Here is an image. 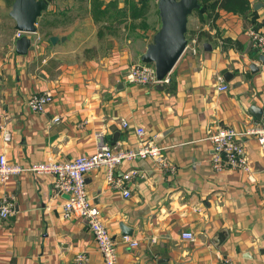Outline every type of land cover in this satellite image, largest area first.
<instances>
[{
  "label": "crops",
  "instance_id": "obj_1",
  "mask_svg": "<svg viewBox=\"0 0 264 264\" xmlns=\"http://www.w3.org/2000/svg\"><path fill=\"white\" fill-rule=\"evenodd\" d=\"M13 1L0 0V153L28 166L49 156L67 161L95 152L100 132L112 146L137 147L135 128L143 127L146 142L165 147L174 169L150 158L118 165L120 176L137 171L124 180L129 197L110 186L103 167L86 175L88 198L117 241V264H218L225 256L237 264H264V150L259 133L251 132L264 129V117L251 111L253 105L264 111V55L248 34L251 28L264 32V0H249L246 14L222 8L213 19L193 12L187 38L201 35L197 53L187 47L168 83L146 85L128 82L127 74L142 62L149 42L138 49L107 31L109 20L121 21L127 32L150 29L142 17L132 19L129 8L120 15L111 7L100 36L90 4L73 12L51 0L37 32L27 34L33 48L20 55L9 14ZM117 7L128 6L119 0ZM42 27L49 30L46 37ZM51 36L59 40L52 43ZM224 70L233 74L230 80ZM219 76L228 84L225 91L217 89ZM43 91H51L53 100L34 113L27 101ZM220 127L244 133L253 179L243 171L213 170L207 137ZM52 181L31 171L0 181V198L16 199L14 213L0 226V264H71L80 251L88 254L86 264H104L87 223L63 216L67 195L55 196ZM127 229L138 246L122 242ZM184 232L195 239L183 238Z\"/></svg>",
  "mask_w": 264,
  "mask_h": 264
},
{
  "label": "built area",
  "instance_id": "obj_2",
  "mask_svg": "<svg viewBox=\"0 0 264 264\" xmlns=\"http://www.w3.org/2000/svg\"><path fill=\"white\" fill-rule=\"evenodd\" d=\"M23 32L17 31L16 36L20 37ZM252 46L259 53L264 55V32L260 28H251L248 32ZM188 39V38H187ZM198 36L194 35L186 46H191L193 53L198 50ZM219 83L217 89L227 90L228 84L224 82L222 76L218 77ZM127 80L133 84H158L168 83L169 75L163 80H159L156 74L154 64L138 62L133 64L127 74ZM3 83V75L0 70V90ZM53 94L51 91L34 93L30 96L27 104L34 113H42L52 102ZM56 121L59 117L55 118ZM124 127L129 128V123L125 118L121 119ZM2 126L0 125V129ZM135 132L139 138L140 145L134 148H118L108 144L104 139V133H98V146L95 152L76 156L67 161H57L53 157L36 165H22L10 162L5 153H0V181L6 182L12 176H17L27 171L36 174H48L53 177V191L55 196L67 195L62 204V214L66 218L83 219L97 244L98 250L104 258V264H117V241L110 234L107 226L102 220L99 208L92 204L88 198L86 186V175L100 167L105 169L106 179L112 188L121 190L125 197L131 195L130 188L124 186V180H131L137 174L136 170H129L122 176L116 174L118 165L125 161L136 159H154L161 166L174 167L167 163L164 158L165 147L146 142V131L143 127H136ZM249 131H246L248 133ZM259 144L264 150V129H258ZM244 133L234 127H220L210 133L207 137L212 143V154L210 163L216 173L237 170L251 174V166L246 157L245 146L241 140ZM16 199L12 194L0 198V226L7 217L12 215L15 210ZM182 237L194 240L192 232H184ZM122 242L128 243L131 247L138 246V241L132 239L129 235H123ZM88 254L85 251L78 252L71 264H86ZM218 264H237L231 257H222Z\"/></svg>",
  "mask_w": 264,
  "mask_h": 264
},
{
  "label": "water",
  "instance_id": "obj_3",
  "mask_svg": "<svg viewBox=\"0 0 264 264\" xmlns=\"http://www.w3.org/2000/svg\"><path fill=\"white\" fill-rule=\"evenodd\" d=\"M51 0H14L9 12L15 21L17 31L23 32L16 39V52L25 55L33 48L32 38L27 34L37 32V21L49 7ZM160 17V28L154 34L152 41L147 45L146 51L141 56L144 63L154 64L157 78L163 80L170 74L175 64L183 54L188 44L187 26L189 16L199 8V0H155ZM262 6L257 3L256 8ZM52 43L59 40L58 36H51ZM264 61V56H261ZM255 68V65H251ZM226 80H230L233 74L228 70L222 72ZM251 111L257 117H264L261 108L252 106ZM131 231H124V235H130Z\"/></svg>",
  "mask_w": 264,
  "mask_h": 264
},
{
  "label": "trees",
  "instance_id": "obj_4",
  "mask_svg": "<svg viewBox=\"0 0 264 264\" xmlns=\"http://www.w3.org/2000/svg\"><path fill=\"white\" fill-rule=\"evenodd\" d=\"M150 1L151 0H124V3L130 10L131 18L137 19L142 17V22L144 23L147 21L146 12L148 11ZM118 4L119 0H112L108 3H105L104 0H94L91 9L94 19H100V21L106 20L109 17L111 7H114L120 15H125L124 8L118 9ZM199 4V8L194 12L199 13L201 16L207 12L209 13L208 16L213 19L218 15L217 10L222 8L238 14H246L250 10L249 0H199ZM200 37L201 35L198 34V38Z\"/></svg>",
  "mask_w": 264,
  "mask_h": 264
},
{
  "label": "rangeland",
  "instance_id": "obj_5",
  "mask_svg": "<svg viewBox=\"0 0 264 264\" xmlns=\"http://www.w3.org/2000/svg\"><path fill=\"white\" fill-rule=\"evenodd\" d=\"M57 1L59 2L58 4L62 7L66 6V5L72 6L73 7L72 10H73V12H75V11H79V8L83 9V11H84V8L88 4H90L91 9H92V3L94 0H57ZM126 8H128V7H124L125 13H126ZM157 8H158L157 7V1L151 0V2H149V6H148L149 12L147 14V22L150 26V29H148L146 31H143V30L133 31L132 30V32H127L123 28L125 25H123V26L119 25L122 23L121 21H118L116 24L115 21L112 22L111 20H109L110 21V30H107L109 35L111 34L114 41H116V39L118 38V41L120 43L124 44V43L128 42L127 40H131L129 44L137 47L138 49L143 48L145 43H147V42L150 43L152 41L154 34L160 28V17H159V13H158ZM194 14H197V12H194ZM47 17H48V14H46L45 18H47ZM82 20L83 19H81V18H76L75 22L82 23ZM96 21H98V20H96ZM102 23L103 22L100 21V36L104 33V30L102 29L103 27L101 26ZM42 30H44L42 32V34L44 35V37H46L48 34L46 32L49 30L46 27H42ZM147 33H148V36L146 35ZM115 34H117L118 37ZM39 39H40V37L37 38L38 41H39ZM109 39H112V38H109ZM100 47H102L101 42H100ZM102 51L104 52L105 50L102 49Z\"/></svg>",
  "mask_w": 264,
  "mask_h": 264
}]
</instances>
